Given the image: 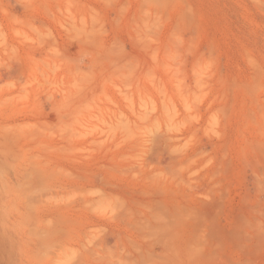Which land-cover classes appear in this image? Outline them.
<instances>
[{
    "label": "rangeland",
    "instance_id": "374dc122",
    "mask_svg": "<svg viewBox=\"0 0 264 264\" xmlns=\"http://www.w3.org/2000/svg\"><path fill=\"white\" fill-rule=\"evenodd\" d=\"M0 264H264V0H0Z\"/></svg>",
    "mask_w": 264,
    "mask_h": 264
}]
</instances>
